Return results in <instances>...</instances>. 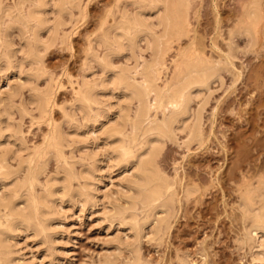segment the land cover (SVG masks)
Segmentation results:
<instances>
[{"label": "bare ground", "instance_id": "bare-ground-1", "mask_svg": "<svg viewBox=\"0 0 264 264\" xmlns=\"http://www.w3.org/2000/svg\"><path fill=\"white\" fill-rule=\"evenodd\" d=\"M8 1L0 0V264H22L23 238L53 257L67 219L97 213L101 205L111 225L125 227L129 254L117 262L120 237L93 264H146L143 237L162 238L183 198L198 191L196 183H183L178 168L171 174L162 166L163 150L168 142L190 150L206 141L212 85L224 72L236 73V36L257 45L264 0L242 4L230 32L233 50L218 58L196 40L195 0H115L89 39L79 76L55 74L45 56L59 41L72 47L91 0ZM65 77L72 97L61 102ZM26 115L32 125L46 124L40 142L28 141ZM82 147L85 153L77 154ZM106 166L112 180L120 169L113 193L103 188ZM238 196L244 224L238 241L252 248L258 240L253 257L264 264V174L245 180Z\"/></svg>", "mask_w": 264, "mask_h": 264}, {"label": "rangeland", "instance_id": "rangeland-1", "mask_svg": "<svg viewBox=\"0 0 264 264\" xmlns=\"http://www.w3.org/2000/svg\"><path fill=\"white\" fill-rule=\"evenodd\" d=\"M245 1L195 0L193 13L196 10L198 13L196 16L193 14L195 22L192 21L198 44L208 55L216 58L234 48L236 73L226 71L224 81H216L212 85L213 91L204 109L206 141L199 145L196 142L191 144L190 150L184 145L168 142L163 150L162 166L171 174L178 170L183 183H196L198 191L189 199L183 198L170 230L162 238H150L149 234L143 237L146 264H179L181 259H189L191 264H257L259 261L253 257L261 249L258 240L252 248L247 244L242 247L238 241L244 230L238 202L240 188L245 180L264 174V33L256 46L248 45L245 35L236 36L237 40L234 38L235 47L231 48L229 44L230 32ZM8 2L12 3L11 0ZM114 3L115 0H91L86 16L80 15V23L73 30L72 47L60 44V41L55 43L45 56L47 68L57 74L70 70L79 76L84 68L89 39L95 36L107 9ZM187 38L183 40L184 46L188 45ZM245 41H248L247 46ZM236 48L240 49L237 51ZM120 59L122 63L124 58L117 60ZM96 67V74H100L101 68ZM65 81L66 87L60 91L61 102L72 97L66 77ZM1 86L7 87L5 80L1 81ZM56 110L61 114H56L60 118L62 112L59 108ZM31 125L30 116L26 115L24 129L28 141L31 144L40 142L46 132V124L41 127L37 123ZM184 133H181L180 142L187 137ZM85 150L86 147H82L77 154L85 153ZM53 163L50 164L52 169ZM105 168L103 188L113 193L120 169L113 172L112 180L109 168ZM101 206L97 207V213H81L84 215L79 217V212L67 219L66 231L62 232L65 233L64 242L61 239L58 244L60 250L57 249L59 252L53 257L45 256L44 249L37 242L23 238L22 264H93L108 247L123 241L117 260L120 262L129 254L128 242L122 238L124 231L121 230L125 227L120 228L115 222L111 225L103 215L104 211L101 212ZM119 234L121 236L118 237Z\"/></svg>", "mask_w": 264, "mask_h": 264}]
</instances>
